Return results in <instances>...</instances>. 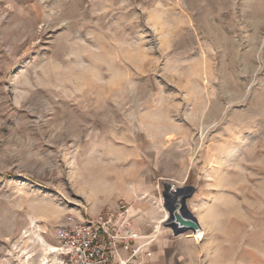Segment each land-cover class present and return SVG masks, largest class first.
Listing matches in <instances>:
<instances>
[{
	"label": "rangeland",
	"instance_id": "rangeland-1",
	"mask_svg": "<svg viewBox=\"0 0 264 264\" xmlns=\"http://www.w3.org/2000/svg\"><path fill=\"white\" fill-rule=\"evenodd\" d=\"M135 183L191 189L169 264H264V0H0V264Z\"/></svg>",
	"mask_w": 264,
	"mask_h": 264
},
{
	"label": "built area",
	"instance_id": "built-area-1",
	"mask_svg": "<svg viewBox=\"0 0 264 264\" xmlns=\"http://www.w3.org/2000/svg\"><path fill=\"white\" fill-rule=\"evenodd\" d=\"M136 237L130 204L120 198L92 218L66 215L54 229L55 251L43 264H151V251L132 245Z\"/></svg>",
	"mask_w": 264,
	"mask_h": 264
},
{
	"label": "crops",
	"instance_id": "crops-1",
	"mask_svg": "<svg viewBox=\"0 0 264 264\" xmlns=\"http://www.w3.org/2000/svg\"><path fill=\"white\" fill-rule=\"evenodd\" d=\"M152 192L153 195H155L153 186L148 184L143 186L135 183V185L131 186V189H129L128 186L123 189V195L130 203L133 229L137 234L132 245L143 244L144 249L150 250L151 257L149 260L151 264H169V257H171V255L181 254V244L179 243L180 234H173L174 237L170 238V235L165 231H158L159 226L156 223L165 219L166 212H164L163 218L161 219L162 212H160V209L156 210L150 205L148 198L146 200L141 199L147 194H152ZM158 193L159 191L157 190V194ZM119 253L121 256L127 254L123 249H121ZM140 256L144 258L143 255Z\"/></svg>",
	"mask_w": 264,
	"mask_h": 264
},
{
	"label": "water",
	"instance_id": "water-1",
	"mask_svg": "<svg viewBox=\"0 0 264 264\" xmlns=\"http://www.w3.org/2000/svg\"><path fill=\"white\" fill-rule=\"evenodd\" d=\"M164 184L160 195L162 205L167 212L164 224L168 226L174 235L182 234L186 231H196L201 227L197 217L189 210L186 204V197L189 195L190 188L175 187ZM189 189V192H185ZM179 195V197H178Z\"/></svg>",
	"mask_w": 264,
	"mask_h": 264
},
{
	"label": "bare ground",
	"instance_id": "bare-ground-1",
	"mask_svg": "<svg viewBox=\"0 0 264 264\" xmlns=\"http://www.w3.org/2000/svg\"><path fill=\"white\" fill-rule=\"evenodd\" d=\"M169 139H170V138H169ZM174 188H175V187L173 186L172 189H174ZM130 209H131V208H130ZM166 217H167V212H166ZM166 217H165V218H166ZM30 221H31V223H32L33 225H35L36 221H35V219H34L33 217L30 218ZM203 234H204V232H203V228H202V227H200V228H198L196 231L192 232V236H193L194 238H196L197 240L201 239V238L203 237ZM37 237H38L39 241L41 242V245H42L43 250L45 251V253H48V254H49V253H53V252L55 251V244L52 245V244L46 242V241L42 238V236L39 235V234L37 235ZM42 256H43V255H42ZM46 261H48L47 258L42 257V258L40 259V264H43V263L46 262Z\"/></svg>",
	"mask_w": 264,
	"mask_h": 264
}]
</instances>
